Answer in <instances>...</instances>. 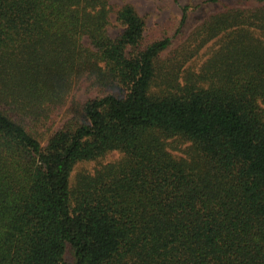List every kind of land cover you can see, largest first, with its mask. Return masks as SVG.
I'll return each instance as SVG.
<instances>
[{
  "label": "trees",
  "instance_id": "obj_1",
  "mask_svg": "<svg viewBox=\"0 0 264 264\" xmlns=\"http://www.w3.org/2000/svg\"><path fill=\"white\" fill-rule=\"evenodd\" d=\"M115 1L0 0V264H264V0L199 71Z\"/></svg>",
  "mask_w": 264,
  "mask_h": 264
},
{
  "label": "rangeland",
  "instance_id": "obj_2",
  "mask_svg": "<svg viewBox=\"0 0 264 264\" xmlns=\"http://www.w3.org/2000/svg\"><path fill=\"white\" fill-rule=\"evenodd\" d=\"M116 5L126 2L133 4L139 14L145 19V41L147 43L161 40L165 37L170 38L171 45L163 54L162 62H185V67L199 71L202 66L212 57L213 52L220 47L221 39H207L203 31V25L214 15L225 11L228 8L246 7L253 9L258 4L245 3L239 0H221V2H208V0H116ZM187 9V18L182 23L184 11ZM112 36L117 37L124 31V26L113 16L109 27ZM79 91L78 94H81ZM118 96L125 93L116 91ZM65 110L61 111L53 118V122H47L43 128L45 134L51 129L61 125L64 121ZM48 138V134L45 135ZM46 144L45 142L43 143ZM185 145L181 148L172 150L179 156H183ZM121 158L120 153L115 152L108 156L103 162L115 161ZM102 162L92 161L80 163L74 170V176L79 172H94Z\"/></svg>",
  "mask_w": 264,
  "mask_h": 264
}]
</instances>
